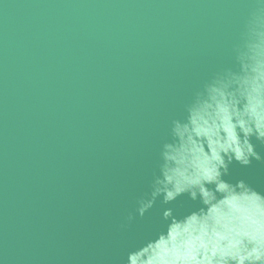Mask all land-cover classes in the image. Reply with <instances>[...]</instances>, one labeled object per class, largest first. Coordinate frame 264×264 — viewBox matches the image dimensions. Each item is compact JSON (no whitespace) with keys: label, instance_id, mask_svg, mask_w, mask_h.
<instances>
[{"label":"water","instance_id":"1","mask_svg":"<svg viewBox=\"0 0 264 264\" xmlns=\"http://www.w3.org/2000/svg\"><path fill=\"white\" fill-rule=\"evenodd\" d=\"M264 0H0V264H126L164 231L171 122L240 53ZM260 161L224 179L264 194ZM134 219L129 222L128 216Z\"/></svg>","mask_w":264,"mask_h":264},{"label":"clouds","instance_id":"2","mask_svg":"<svg viewBox=\"0 0 264 264\" xmlns=\"http://www.w3.org/2000/svg\"><path fill=\"white\" fill-rule=\"evenodd\" d=\"M247 30L241 71L216 73L186 106V119L171 122L172 141L136 211L143 217L157 199L167 205L185 195L199 207L182 217L165 209V230L130 251L126 264H264V194L224 179L234 161L262 159L252 140L264 145V19L253 14Z\"/></svg>","mask_w":264,"mask_h":264}]
</instances>
